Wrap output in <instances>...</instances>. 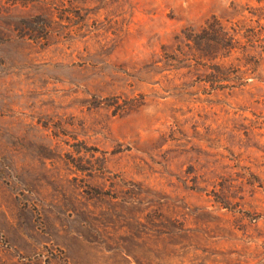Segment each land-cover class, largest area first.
I'll use <instances>...</instances> for the list:
<instances>
[{
    "label": "rangeland",
    "instance_id": "374dc122",
    "mask_svg": "<svg viewBox=\"0 0 264 264\" xmlns=\"http://www.w3.org/2000/svg\"><path fill=\"white\" fill-rule=\"evenodd\" d=\"M259 7L0 0V264H264V56L233 92L161 60Z\"/></svg>",
    "mask_w": 264,
    "mask_h": 264
},
{
    "label": "trees",
    "instance_id": "16d2710c",
    "mask_svg": "<svg viewBox=\"0 0 264 264\" xmlns=\"http://www.w3.org/2000/svg\"><path fill=\"white\" fill-rule=\"evenodd\" d=\"M262 21L264 7L249 11L244 22H222L211 17L197 30L181 31L169 52L161 50V60L174 62L189 73L200 72L201 81L210 91L239 90L254 73L259 58L264 56ZM222 60H231V63H214Z\"/></svg>",
    "mask_w": 264,
    "mask_h": 264
}]
</instances>
